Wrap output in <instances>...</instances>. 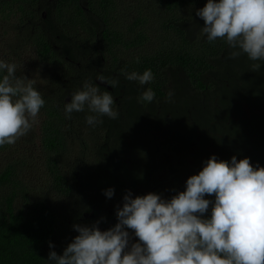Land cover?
<instances>
[{"label":"trees","instance_id":"obj_1","mask_svg":"<svg viewBox=\"0 0 264 264\" xmlns=\"http://www.w3.org/2000/svg\"><path fill=\"white\" fill-rule=\"evenodd\" d=\"M48 2L0 0V60L15 63L45 100L40 128L0 146V264H50L49 252L62 254L78 235L74 224L114 226L127 190L170 199L213 154L264 167V62L252 71L246 54L229 58L226 40H207L196 15L207 0ZM122 69H151L154 80L141 86ZM99 76L119 84L109 89ZM89 79L119 113L95 128L87 111L64 114L67 97ZM148 87L155 99L142 102ZM33 130L41 152L30 145Z\"/></svg>","mask_w":264,"mask_h":264},{"label":"clouds","instance_id":"obj_2","mask_svg":"<svg viewBox=\"0 0 264 264\" xmlns=\"http://www.w3.org/2000/svg\"><path fill=\"white\" fill-rule=\"evenodd\" d=\"M204 21L202 32L209 42L226 40L230 59L246 54L259 71L264 62V0H207L196 10ZM139 62V58H137ZM15 63L0 60V146L12 145L38 123L45 105L34 81L16 75ZM125 79L148 85L151 69L139 73L121 70ZM98 81L115 88L118 79ZM168 92V99L173 96ZM155 92L148 87L139 99L152 102ZM114 98L100 92L90 79L65 103L64 114L90 113L86 123L95 128L102 117L116 119ZM114 188L104 190L112 198ZM215 197L214 202L206 196ZM212 204L211 215L205 213ZM117 222L106 230L100 220L74 224L78 233L58 255L50 251V264H264V167L253 166L250 158L230 162L210 156L198 174L186 180V188L170 199L150 192L133 196L127 190L117 206ZM103 219V218H102ZM138 242H131L130 231ZM49 247L53 248L51 242Z\"/></svg>","mask_w":264,"mask_h":264},{"label":"rangeland","instance_id":"obj_3","mask_svg":"<svg viewBox=\"0 0 264 264\" xmlns=\"http://www.w3.org/2000/svg\"><path fill=\"white\" fill-rule=\"evenodd\" d=\"M3 51H4V49H1V52H3ZM14 54H15L16 58L18 57L21 60H23L24 62H27L29 60V58H30V54L29 53L20 52V51H18L16 53V51L14 50ZM7 57H9V54H7ZM11 58H13L15 60L14 57H11ZM35 128L37 130L40 128V118L39 117H38V123L35 124ZM30 145L32 146L34 151H36V152H41L42 151V145H41V143L39 141V138L38 137H34V130L32 131L31 136H30ZM153 160H154V157H153Z\"/></svg>","mask_w":264,"mask_h":264},{"label":"flooded vegetation","instance_id":"obj_4","mask_svg":"<svg viewBox=\"0 0 264 264\" xmlns=\"http://www.w3.org/2000/svg\"><path fill=\"white\" fill-rule=\"evenodd\" d=\"M48 7H50V0L48 2ZM48 9V8H47ZM41 15L43 18H46L47 19V23L50 24V10L48 9L47 11H42L41 12ZM101 84V82H100ZM102 85V84H101ZM109 89H112V87L108 86ZM67 98H70V97H67ZM67 162V161H66ZM66 162H64V165L66 164Z\"/></svg>","mask_w":264,"mask_h":264},{"label":"water","instance_id":"obj_5","mask_svg":"<svg viewBox=\"0 0 264 264\" xmlns=\"http://www.w3.org/2000/svg\"><path fill=\"white\" fill-rule=\"evenodd\" d=\"M67 100L69 101L70 99H69V98H67Z\"/></svg>","mask_w":264,"mask_h":264}]
</instances>
